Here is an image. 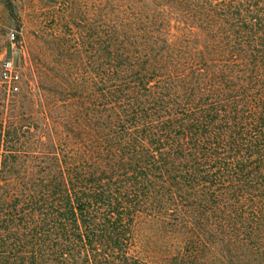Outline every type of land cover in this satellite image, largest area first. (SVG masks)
I'll return each instance as SVG.
<instances>
[{
	"label": "trees",
	"instance_id": "1",
	"mask_svg": "<svg viewBox=\"0 0 264 264\" xmlns=\"http://www.w3.org/2000/svg\"><path fill=\"white\" fill-rule=\"evenodd\" d=\"M87 38L0 74V264H264V0H97Z\"/></svg>",
	"mask_w": 264,
	"mask_h": 264
},
{
	"label": "rangeland",
	"instance_id": "2",
	"mask_svg": "<svg viewBox=\"0 0 264 264\" xmlns=\"http://www.w3.org/2000/svg\"><path fill=\"white\" fill-rule=\"evenodd\" d=\"M96 6L97 0H0V74L10 62L9 74L17 71L24 82L31 81V68L35 58L42 56L41 50L58 53V44L52 43L55 38L61 43L71 40L70 46L77 44L85 60ZM18 34L21 38L14 39ZM136 236L133 251L150 262H162L178 246L148 223L138 226Z\"/></svg>",
	"mask_w": 264,
	"mask_h": 264
},
{
	"label": "built area",
	"instance_id": "3",
	"mask_svg": "<svg viewBox=\"0 0 264 264\" xmlns=\"http://www.w3.org/2000/svg\"><path fill=\"white\" fill-rule=\"evenodd\" d=\"M11 66H12V64H11L10 62L6 63V68H7V69H10Z\"/></svg>",
	"mask_w": 264,
	"mask_h": 264
}]
</instances>
